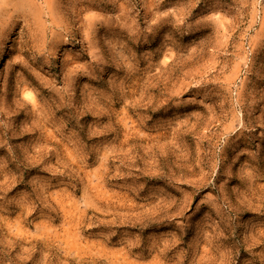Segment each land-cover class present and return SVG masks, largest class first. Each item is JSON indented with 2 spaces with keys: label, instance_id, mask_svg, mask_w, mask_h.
<instances>
[{
  "label": "rangeland",
  "instance_id": "obj_1",
  "mask_svg": "<svg viewBox=\"0 0 264 264\" xmlns=\"http://www.w3.org/2000/svg\"><path fill=\"white\" fill-rule=\"evenodd\" d=\"M2 45L0 264H264V0H0Z\"/></svg>",
  "mask_w": 264,
  "mask_h": 264
},
{
  "label": "bare ground",
  "instance_id": "obj_2",
  "mask_svg": "<svg viewBox=\"0 0 264 264\" xmlns=\"http://www.w3.org/2000/svg\"><path fill=\"white\" fill-rule=\"evenodd\" d=\"M10 1H8L7 3H9ZM6 3V4H7ZM10 4V3H9ZM21 8H24V7H22L21 6ZM6 50H5V45H2V48L0 49V55H1V53H3V52H5Z\"/></svg>",
  "mask_w": 264,
  "mask_h": 264
}]
</instances>
